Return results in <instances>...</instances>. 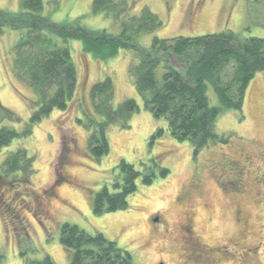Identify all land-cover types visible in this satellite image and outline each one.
Instances as JSON below:
<instances>
[{"label": "rangeland", "instance_id": "obj_1", "mask_svg": "<svg viewBox=\"0 0 264 264\" xmlns=\"http://www.w3.org/2000/svg\"><path fill=\"white\" fill-rule=\"evenodd\" d=\"M93 1L44 0L45 13L59 24L75 23L118 35L119 24L92 14ZM146 6L164 22L161 29L139 38V46L146 49L155 37H198L226 30L242 39L264 38V0H133L131 14H140ZM20 10V0H0V11ZM24 33L0 31V104L20 119L12 125L18 131L28 123L30 104L35 101L30 86L14 70L13 48ZM59 42L70 49L77 70L74 101L69 112L54 110L31 136L14 139L0 150V264H26L25 257L43 255L56 264H71V252L60 242L64 223L104 234L129 251L135 264H264V183L258 187L254 181L261 174L264 181V70L251 81L243 112L227 111L218 117L216 132L227 141L212 143L196 158L189 141L175 139L167 120L154 117L144 107L129 75L130 66L138 62L132 51L98 59L84 51L80 40ZM163 71L161 66L160 80ZM107 76L115 85L116 104L132 98L139 110L128 129L108 128L110 151L97 160L88 150L90 132L78 119L95 117L91 87ZM208 96L212 106L219 105L212 86ZM159 130L163 133L152 138ZM19 148H25L35 161L31 188L20 183V176H2L5 158ZM121 160L142 173L152 170L156 178L152 185L143 184L142 177L137 180L127 210L95 215L94 196L104 187L115 190ZM250 161L255 167L249 166ZM233 166L243 169L241 180ZM163 168L170 171L166 177L161 174ZM58 174L64 179L59 183ZM197 179L201 182L194 188ZM240 184L245 186L242 194L234 192ZM192 188L190 202L183 205L196 213L193 224L198 240L219 250L214 251L216 255L209 252L206 262L190 261L183 244L173 240L184 212L182 194ZM157 212H161L160 222L154 224L150 217Z\"/></svg>", "mask_w": 264, "mask_h": 264}, {"label": "trees", "instance_id": "obj_2", "mask_svg": "<svg viewBox=\"0 0 264 264\" xmlns=\"http://www.w3.org/2000/svg\"><path fill=\"white\" fill-rule=\"evenodd\" d=\"M133 0H94L93 15H104L121 26L113 35L107 30L90 31L78 24H59L45 13L44 0H20L17 13L0 11V31H25L14 46V70L25 80L35 95L30 104V118L22 131L12 125L20 119L0 104V150L14 139L32 135L34 127L54 110L69 112L77 89V70L70 49L59 40L82 41L84 51L96 58L115 56L120 50L132 51L137 63L129 75L144 107L156 118H165L172 136L189 141L194 157L212 143L227 141L217 134L218 117L227 111L243 112L248 87L258 72L264 70V38L242 39L226 30L198 37L153 38L146 49L139 46L143 34L161 29L164 22L149 7L138 15L131 14ZM163 66L162 80L158 72ZM212 86L219 105L212 106L208 96ZM95 117L78 119L90 132L88 150L97 160L107 155L110 143L107 130L111 125L130 127L132 116L139 110L135 99L116 104V89L111 77L91 87ZM8 123V124H6ZM159 130L153 135L162 134ZM35 161L25 148L9 153L2 164L5 178H18L27 188L32 186ZM120 179L114 191L107 187L95 194L93 212L102 215L127 210L128 198L137 191V180L152 185L156 178L150 170L142 173L121 160L117 165ZM170 171L163 168L166 177ZM63 175L56 182H62ZM61 244L70 251L71 264H135L132 254L102 233L90 234L78 225L64 223ZM25 256V252L21 253ZM26 259V264H56L49 255Z\"/></svg>", "mask_w": 264, "mask_h": 264}, {"label": "flooded vegetation", "instance_id": "obj_3", "mask_svg": "<svg viewBox=\"0 0 264 264\" xmlns=\"http://www.w3.org/2000/svg\"><path fill=\"white\" fill-rule=\"evenodd\" d=\"M249 166L255 167L254 163L252 164V162L249 164ZM233 169L236 170L237 176L240 177L239 180H241V177L244 175L243 169L242 168L238 169V167H236V166H233ZM254 181H255V184L258 187H260L262 185V183H264L263 174L255 176ZM200 182H201V180L197 179V181L194 182L193 187L196 188L195 186L199 185ZM244 187H245L244 185H241V188H236V186H235L234 192H236L238 194H242V193H244V189H243ZM194 188H192V190H189V191L184 192L182 194L183 199L181 201V204H182L181 206L184 208V212L182 213L181 221L179 222L178 226L176 227L177 232H176V236L173 235V240H174L175 244H177L179 242H181L183 244L187 259H189L190 261H194V262H196L198 260H204L206 262V261H209L208 259H206V258L210 257L209 252H211L213 255H216L214 251L219 252V250L210 248V247L202 244L200 242V240H198L199 238L195 232V226L193 224V220H194V217H196V213H195L194 209H192V207H190V206L187 207V206L183 205L184 203L190 202L191 196L193 194L192 191L194 190ZM236 193H234V194H236ZM257 197H259V198L262 197V195H260L259 190L257 193ZM160 214H161V212H157L154 215H152L150 217L151 222L154 224L159 223L160 222ZM238 217H239L238 221L240 223H242L243 222L242 212H240V211L238 212ZM159 263H161V262H159ZM213 264H217V263L213 262Z\"/></svg>", "mask_w": 264, "mask_h": 264}, {"label": "water", "instance_id": "obj_4", "mask_svg": "<svg viewBox=\"0 0 264 264\" xmlns=\"http://www.w3.org/2000/svg\"><path fill=\"white\" fill-rule=\"evenodd\" d=\"M159 264H165L164 262H161V263H159Z\"/></svg>", "mask_w": 264, "mask_h": 264}]
</instances>
